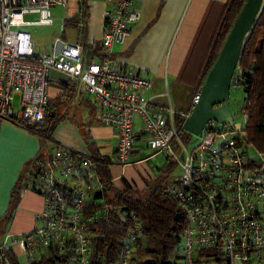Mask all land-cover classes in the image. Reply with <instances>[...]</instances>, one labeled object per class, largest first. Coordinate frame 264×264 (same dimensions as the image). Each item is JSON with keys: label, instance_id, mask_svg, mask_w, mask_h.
Returning <instances> with one entry per match:
<instances>
[{"label": "built area", "instance_id": "built-area-1", "mask_svg": "<svg viewBox=\"0 0 264 264\" xmlns=\"http://www.w3.org/2000/svg\"><path fill=\"white\" fill-rule=\"evenodd\" d=\"M70 0H0V119L18 125L43 124L49 110L52 72L84 85L85 94L100 111L101 123L117 138L116 162H132L141 138L154 154H166L180 169L169 179L164 194L175 200L185 227L176 264H264V154L251 158L245 144V125L238 132L217 122L206 125L201 137L183 138L176 117L188 115L162 107L146 94L152 82L124 69L114 59L132 27L140 19L135 0H106L102 39L103 59L85 65L80 44L55 39L51 51L36 53L27 28L54 25L52 8ZM60 45V48L58 46ZM200 92L191 103H198ZM222 126V127H221ZM91 152L61 145L50 147L30 166L22 183L44 200L36 228L0 245V264H14L9 256L20 245L24 263L34 264L52 249L58 264H132L144 244L140 218L106 196ZM117 219L126 236L118 242L112 262L95 255L96 228ZM11 246V248H10ZM14 254V253H13Z\"/></svg>", "mask_w": 264, "mask_h": 264}, {"label": "crops", "instance_id": "crops-1", "mask_svg": "<svg viewBox=\"0 0 264 264\" xmlns=\"http://www.w3.org/2000/svg\"><path fill=\"white\" fill-rule=\"evenodd\" d=\"M227 1L135 0V8L140 12V19L132 27L125 45L114 49L115 61L124 69H133L148 78L152 82L151 89L158 90L162 86L169 85L170 81L178 82L210 7L215 3L224 5ZM109 7L106 0H70L65 7L62 34L57 38L62 42L71 43L66 35V29L77 31L75 43L82 45L84 49L85 65L100 62L103 59L104 18ZM83 13L86 15L80 29H83L84 36L80 40L79 29L72 25L66 26V22H80L84 16ZM53 46L50 49H53ZM88 55H90L89 60H87ZM163 95V93H154L150 98H153L157 105L168 107L160 102ZM49 97L53 106L58 107L61 119L67 118L69 113L71 115L67 119L72 121H75L76 115L80 116L84 131L89 135L90 140L96 144V147L101 145L102 153L111 157L114 186L115 183H122L123 191L127 187L141 186L138 180L128 175L129 170L140 164L129 166L117 164L116 134L111 127L101 123L100 111L97 107L99 117L95 118L90 114L89 106H93L94 103L85 94L83 84L54 71L49 87ZM191 103L192 97L188 112L178 111L189 115ZM80 128L77 122L66 123L64 137L69 142L82 145L80 146L82 149H79L87 151V141L82 140ZM140 140L139 137L132 160L137 162L148 158L143 164L154 162L152 166L154 171H161L167 162V155L154 154ZM50 147L48 142L44 143L37 134L30 132L24 126L0 119V245L12 244L13 239L27 235L36 228L38 216L44 209V200L40 195L21 190L16 208L11 211V215L8 213H10L14 190L21 180L24 181L28 165L38 158L43 148L45 153ZM115 171H119V174H115ZM152 177L150 180L156 176ZM9 217H11L10 220H8ZM12 250L21 263H24L22 247L16 245Z\"/></svg>", "mask_w": 264, "mask_h": 264}, {"label": "trees", "instance_id": "trees-1", "mask_svg": "<svg viewBox=\"0 0 264 264\" xmlns=\"http://www.w3.org/2000/svg\"><path fill=\"white\" fill-rule=\"evenodd\" d=\"M246 2L247 0H228L224 5L215 3L210 7L179 76L180 83L192 87L195 94L201 92L200 89H202L201 87H203L207 76L214 67ZM83 14L80 22H66V26L72 25L79 29L80 40L84 36L83 29H80L86 15ZM195 68H197V75L192 80ZM235 84L243 86L246 90V98L242 106L247 113L245 144L264 154V2L257 21L246 38L241 61L232 85ZM63 119L59 117L58 107L53 106L50 102L43 124H25L22 126L37 134L44 143H47L51 141L56 125ZM175 121L177 129L182 132L183 138L186 139L189 134L183 131L185 117L177 116ZM86 141L93 158L97 161L102 180L108 183L107 198L118 207L136 213L142 222L145 242L137 250V257L132 259V264H176L175 260L180 257L185 222L175 200L164 194L169 176L177 168L176 163L167 157V162L160 171L162 173L156 178L158 181L155 187L151 190L148 198L143 200L138 196V193H130V187H127L123 192L116 189L111 173L113 165L111 157L97 149L96 144L89 137ZM44 150L43 148L38 158L28 165L26 172L30 166L36 165L44 158L46 154ZM22 183L23 180L18 183L14 190L8 215H11V211L16 208ZM113 193L114 196H112ZM10 219L11 217L8 220ZM125 236L126 231L117 219L99 225L96 228V237L94 238V254L103 255L108 263L112 262L118 248V242ZM140 254L148 258L140 260L138 257ZM9 256L14 264H19L13 251H9ZM59 260H61L59 251L52 249L43 259L34 264H58Z\"/></svg>", "mask_w": 264, "mask_h": 264}, {"label": "rangeland", "instance_id": "rangeland-1", "mask_svg": "<svg viewBox=\"0 0 264 264\" xmlns=\"http://www.w3.org/2000/svg\"><path fill=\"white\" fill-rule=\"evenodd\" d=\"M52 13H53V17L55 19V25L54 26H50V27H32V28H27L26 31H28L31 35H32V39H33V43L35 44V51L36 53H40V52H46V51H51L52 46L55 42V39L59 36H61L62 34V19L64 18V14H65V7H61V6H57L52 8ZM77 31H74L73 29H66V35L68 37V40L71 43H75V36H76ZM90 59V55H88L87 60ZM201 62V61H200ZM194 74L192 75V80H194L196 78L197 75V68L194 69ZM233 84V83H232ZM202 88V87H201ZM201 90V89H200ZM154 93H163V98L160 100V102L162 104H165L166 106L170 107V105L173 106V108L178 111H184V112H188L189 111V107H190V101H191V97L193 99V97L196 95L193 88L183 85L181 84L179 81L175 82V81H170L169 85L165 86V87H161L158 90L157 89H151L149 93L146 94L147 97H151V94ZM246 98V90L243 86H240L238 84L232 85L231 87V92H230V110L231 113L234 117L235 123H240L245 125V119L244 116L241 114V109L243 106V101ZM89 111L90 114L93 115V117L97 118L98 112H97V108L96 106L93 104L89 106ZM71 114L69 113L68 116H70ZM67 116V118H68ZM72 117V116H71ZM65 118L64 120H60V122H58V124L56 125V128L54 130V133L52 135L51 141H48V145L55 146V145H61L64 146L70 150L76 151V152H85V153H89L90 149L89 147H87V151L86 150H81L82 148L80 146L82 145H78L76 142L72 143L69 142L68 140L65 139L64 137V126L66 125V123H75L77 122V125L82 128H80V133H81V137L82 140H84V142L87 140V138L89 137V135L84 131V127L83 124L81 122V117L80 116H75L74 120L72 121V119H67ZM220 126V124L218 125ZM223 126V125H222ZM221 126V127H222ZM225 129L229 130L230 127L228 126H224ZM79 142V141H77ZM47 145V144H46ZM88 146V145H87ZM47 148V146H46ZM81 148V149H79ZM97 149H99L101 152H103V147L101 145H97ZM247 152L249 154V156L251 158H258V152L256 151L255 148L252 147H248L247 148ZM132 162H134L132 160ZM154 165V162H149L147 164H140L139 166H134L131 170H129L128 175L131 176L132 178L138 180L141 184V186L135 187V188H131L130 187V193H138V196L145 200L146 198H148V196L151 194V190L155 187L156 183H157V176H159L162 172L160 171H154V168L152 167ZM153 172V173H152ZM180 173V169L177 167L175 168V170L172 172V174H170L169 179L170 178H174L176 177L178 174ZM115 174H119V171H115ZM150 175H154L156 176L154 179L150 180ZM153 178V177H152ZM115 187L116 189H118L119 191L123 192V185L122 183H115ZM127 189V188H126ZM115 194L113 193L112 196H114ZM137 197V195H136ZM112 199V197H111ZM138 257H140L141 259H147L148 257L140 254L138 255ZM238 264V263H236ZM241 264V263H239Z\"/></svg>", "mask_w": 264, "mask_h": 264}, {"label": "water", "instance_id": "water-1", "mask_svg": "<svg viewBox=\"0 0 264 264\" xmlns=\"http://www.w3.org/2000/svg\"><path fill=\"white\" fill-rule=\"evenodd\" d=\"M264 0H247L236 20L224 47L200 92L198 103L185 119L183 129L201 137L206 125L217 122L242 131L230 110V92L243 54L246 38L261 12ZM52 116V114H50Z\"/></svg>", "mask_w": 264, "mask_h": 264}]
</instances>
